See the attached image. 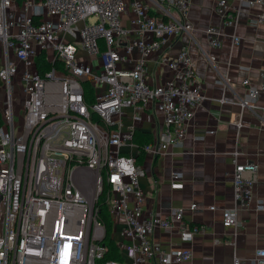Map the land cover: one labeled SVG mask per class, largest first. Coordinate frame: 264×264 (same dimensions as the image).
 I'll return each mask as SVG.
<instances>
[{
    "label": "built area",
    "instance_id": "built-area-1",
    "mask_svg": "<svg viewBox=\"0 0 264 264\" xmlns=\"http://www.w3.org/2000/svg\"><path fill=\"white\" fill-rule=\"evenodd\" d=\"M238 1L247 7L261 4L252 23H264V0ZM150 2L0 0V264L191 262L190 249L165 248L152 239V232L155 227L171 231L178 224L182 239L191 241L202 226L186 222L182 208L170 215L144 208L139 181L144 172L137 160L140 152L161 154L182 145L188 122L204 98L185 45L163 58L169 77L155 84L146 79L148 56L167 39L190 34L191 0ZM214 11L227 25L238 21L237 9L228 0H216ZM123 13L129 26L122 21ZM204 32L211 50L220 47L218 27L208 26ZM233 42L239 37L233 36ZM213 51L204 52L211 64L216 60ZM41 52L52 63L43 72L35 61ZM16 78L21 114L15 108ZM85 81L93 87L92 101L86 98ZM218 82L228 85L229 78L222 76ZM241 84L247 93L237 103L253 106L264 91V70L259 84L247 78ZM126 107L133 108V120L145 115L151 121V110L161 112L150 141H134L133 124L123 120ZM235 124L240 127V119ZM210 132L206 129L204 135ZM229 155L235 205L222 209L221 220L235 235L241 225L238 209H248L253 200L258 165L239 161L237 149ZM180 179L181 173L174 171L171 187L180 188ZM104 184L112 232L118 226L129 240L117 242L121 260L105 258L106 231L96 205ZM255 208L263 209L264 202H255ZM233 264H264V248L248 262L235 257Z\"/></svg>",
    "mask_w": 264,
    "mask_h": 264
},
{
    "label": "crops",
    "instance_id": "crops-1",
    "mask_svg": "<svg viewBox=\"0 0 264 264\" xmlns=\"http://www.w3.org/2000/svg\"><path fill=\"white\" fill-rule=\"evenodd\" d=\"M149 3L150 0H146ZM236 7L238 21L227 25L214 11L216 0H191L188 20L192 25L190 34L167 39L164 44L147 58L150 83H161L171 75L163 58L167 52L181 45L189 49L196 74L203 87L204 98L188 122L186 136L180 146L169 147L161 154L143 152L138 158L144 175L140 186L144 192V208L170 215L178 208L183 209V219L202 226L193 240H183L178 224L171 231L155 227L152 239L165 248H188L192 260L187 264H233L235 257L248 262L255 252L264 248V208L256 209L255 202H264V91L258 93L253 106L242 108L237 101L245 97L247 86L241 84L245 78L251 84L260 82L264 70V23H252L261 4L251 7L240 5L238 0H228ZM152 13L157 11L152 7ZM122 21L129 26L127 13ZM216 26L221 32V45L211 50L205 29ZM233 36L239 42H233ZM214 52L216 60L211 64L204 54ZM137 55L135 51L133 57ZM4 54L0 45V63ZM228 77V85L221 84V77ZM19 79H15L14 99L17 114H21ZM222 98L223 102L219 99ZM1 101V97H0ZM132 107H126L123 120L133 124L136 142H142L140 132L151 134L156 122H161V112L151 110L152 120L145 115L133 120ZM240 119L241 125L235 122ZM206 129L213 132L204 135ZM204 138H198L203 136ZM237 149L239 161L251 160L257 163L258 171L248 209H238L237 219L241 222L235 235L222 226L221 211L235 205L233 196V164L229 152ZM181 173L180 188L171 187V174ZM195 203L194 209L190 204ZM215 206L212 210L209 206ZM113 238L119 243H128L119 227L115 226ZM148 264H154L153 261Z\"/></svg>",
    "mask_w": 264,
    "mask_h": 264
},
{
    "label": "trees",
    "instance_id": "trees-1",
    "mask_svg": "<svg viewBox=\"0 0 264 264\" xmlns=\"http://www.w3.org/2000/svg\"><path fill=\"white\" fill-rule=\"evenodd\" d=\"M36 65L37 68L40 72H43L45 70H48L51 68L52 63L49 62L46 57H45V52H41L36 56ZM83 86L86 90V98L89 101L93 100V87L89 82H83ZM0 123H1V114H0ZM139 133L137 132V130L135 131L134 134V141H136V136ZM140 135L142 137V142H137L139 145L146 143L148 141H150L151 139V134H148L146 132H140ZM142 155V152H140V154H138V158ZM106 194H107V186L106 184H104L103 187V192L100 194L99 198L97 199L96 205L99 208V212H98V217L99 219L103 222L104 226H105V231H106V235L105 238L103 240V243L106 245L107 250L105 253V258L106 259H117V260H121L122 256H121V251L119 248V245L117 244V242L115 241V239L112 237V221H111V217L109 215V211H108V207H107V201H106Z\"/></svg>",
    "mask_w": 264,
    "mask_h": 264
},
{
    "label": "rangeland",
    "instance_id": "rangeland-1",
    "mask_svg": "<svg viewBox=\"0 0 264 264\" xmlns=\"http://www.w3.org/2000/svg\"><path fill=\"white\" fill-rule=\"evenodd\" d=\"M20 95V94H19ZM20 99H21V96H20ZM0 107H1V104H0ZM17 115V114H16ZM17 120H18V123L20 124L21 123V117L20 116H16Z\"/></svg>",
    "mask_w": 264,
    "mask_h": 264
}]
</instances>
